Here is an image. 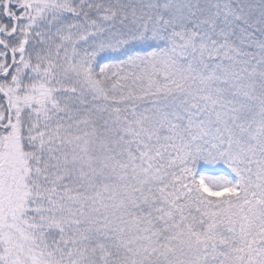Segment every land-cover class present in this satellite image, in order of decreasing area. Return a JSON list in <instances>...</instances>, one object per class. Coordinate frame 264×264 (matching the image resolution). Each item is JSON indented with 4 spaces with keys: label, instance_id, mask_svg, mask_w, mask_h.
Returning <instances> with one entry per match:
<instances>
[{
    "label": "snow or ice",
    "instance_id": "6c2138e0",
    "mask_svg": "<svg viewBox=\"0 0 264 264\" xmlns=\"http://www.w3.org/2000/svg\"><path fill=\"white\" fill-rule=\"evenodd\" d=\"M0 264H264V0H0Z\"/></svg>",
    "mask_w": 264,
    "mask_h": 264
}]
</instances>
